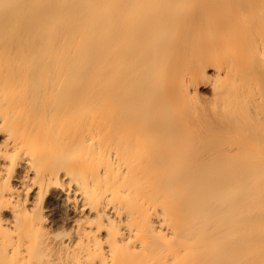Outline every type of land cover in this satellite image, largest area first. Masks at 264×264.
Returning <instances> with one entry per match:
<instances>
[{
	"label": "bare ground",
	"instance_id": "obj_1",
	"mask_svg": "<svg viewBox=\"0 0 264 264\" xmlns=\"http://www.w3.org/2000/svg\"><path fill=\"white\" fill-rule=\"evenodd\" d=\"M0 264H264V0H0Z\"/></svg>",
	"mask_w": 264,
	"mask_h": 264
},
{
	"label": "rangeland",
	"instance_id": "obj_2",
	"mask_svg": "<svg viewBox=\"0 0 264 264\" xmlns=\"http://www.w3.org/2000/svg\"><path fill=\"white\" fill-rule=\"evenodd\" d=\"M206 73L208 74H206V76H208L209 78V80H208V82H206V83H208V84H204L203 83V85L202 84H200L199 85V87L197 88L198 90H197V93H198V95H199V93H200V95H199V99L201 98V96L203 97V98H201L200 99V101L202 102V104L204 105V106H206V107H211V105L213 106H215V104H217V102L216 103H213V102H215V98H214V95H213V93H212V86H213V84L215 83L214 81L216 80V74L214 73V70H211V69H207V71H206ZM214 74V75H213ZM212 77V78H211ZM214 77V78H213ZM213 79V80H212ZM207 81V80H206ZM212 81V82H211ZM225 81H227L226 79H225ZM227 82H229V81H227ZM227 82H224L225 83V85H223L222 87H224V88H226V87H230L231 86V84H233V82L231 83H227ZM210 83V84H209ZM223 83V81H222V83L221 84H224ZM227 83V84H226ZM235 83V82H234ZM235 84H237L238 85V83H235ZM202 85V86H201ZM212 85V86H211ZM234 85V84H233ZM191 90H193V89H191ZM194 91V90H193ZM192 91V92H193ZM212 95V96H211ZM232 97H233V94L231 95ZM235 96V95H234ZM212 98V100H208V99H211ZM214 98V99H213ZM207 99V100H206ZM203 100V101H202ZM205 100H206V102H205ZM210 101V102H209ZM209 102V104H208V106H207V103ZM210 105V106H209Z\"/></svg>",
	"mask_w": 264,
	"mask_h": 264
}]
</instances>
